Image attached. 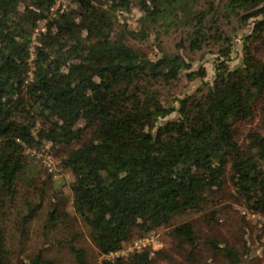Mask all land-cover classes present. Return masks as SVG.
Returning a JSON list of instances; mask_svg holds the SVG:
<instances>
[{"label":"trees","instance_id":"obj_1","mask_svg":"<svg viewBox=\"0 0 264 264\" xmlns=\"http://www.w3.org/2000/svg\"><path fill=\"white\" fill-rule=\"evenodd\" d=\"M57 2L0 0V264H13L9 240L25 245L42 208L29 205L15 228H6L7 198L21 183L34 187L40 151L59 156L72 178L70 197L65 184L56 186L60 196L46 227L60 218L81 222L101 255L171 227L175 249L190 246V261L199 246L196 223L175 219L206 210L204 221L219 224L232 208L215 206L228 184L247 210L264 217V0H206L207 7L200 0H72L51 17ZM134 4L143 12L138 31L119 25L116 16ZM250 23L242 62L233 68L226 27L237 31ZM146 25L186 29L191 51L217 47L214 81L167 99L162 87L184 76L205 78L206 70H193L181 53L153 59L131 44L130 38H148ZM46 181H55L52 173ZM70 198L74 215L65 210ZM248 219L242 211L240 220ZM71 232L66 240L77 264H91L76 245L80 233ZM208 242L212 258L226 264H241L250 252ZM164 262L184 264L151 247L103 260ZM20 264L53 262L39 250Z\"/></svg>","mask_w":264,"mask_h":264},{"label":"rangeland","instance_id":"obj_2","mask_svg":"<svg viewBox=\"0 0 264 264\" xmlns=\"http://www.w3.org/2000/svg\"><path fill=\"white\" fill-rule=\"evenodd\" d=\"M214 2L222 3L224 0H214ZM72 0H58L56 5L51 9L50 15L55 16L66 6H72ZM201 7H207L206 0H200ZM119 25H126L133 30H140L142 28V16L138 5H133L131 9L118 10L116 12ZM45 25V21H41L36 29L33 39L40 33V29ZM233 25L226 27L229 34L233 36L232 47V61L231 67H236L241 64L243 58V36L249 32L252 23L245 26L243 29L237 31L232 30ZM148 38L134 39L130 38V43L136 45L138 48L146 52L151 58L156 59L164 52L167 53H181L191 63L193 70L205 68V78H195L189 80L185 76L180 80L174 82L170 86L162 87L165 97L169 100L183 97L187 94L193 93L196 89L204 86V83H212L216 75V62L218 58V48L209 44L202 50L191 51L188 49V42L185 41L187 30L184 28H172L166 31L165 27L160 25L151 26L146 25ZM34 47L32 48V51ZM34 57V54L32 55ZM177 105V102L175 103ZM177 117L174 112L168 118ZM244 137V136H243ZM46 150L50 148L48 144ZM35 151H33L34 153ZM29 153V151H28ZM37 155V162L33 165L36 172L37 179L32 189L23 183L16 195L7 198V217L5 220L6 228H15L17 218L20 213L27 209L29 205L42 203V208L33 219L30 226V237L27 239L25 245L19 246L16 239L9 240V248L12 252V263L20 264L21 261L27 262L28 258L39 250L43 251L46 259L51 260L53 264H77L75 254L71 251L67 240L72 238V230L76 229L80 233L76 240V245L84 247L88 260L91 264H103L104 258L110 259L117 256H128L136 250L143 249L141 244L147 243L145 238L137 237L133 241L125 244L118 253L110 255H101L92 240L88 236L87 228L76 220L64 221L63 218L49 227H46L54 200H58L57 196L60 194L56 189L58 184H65L62 186L64 194L71 196L70 182L71 175L65 172L60 167L61 158L54 153H47L40 151L35 153ZM48 173H52L55 181L48 182ZM44 190V191H43ZM232 185L228 184L224 192L216 197V207L219 205H231V210L228 211L219 224L208 225L204 221V214L206 210L194 211L184 214L175 219L176 223L183 221H194L196 223V231L198 234L199 246L192 252L193 259L187 260L190 252V246L186 245L183 249H175L176 239L172 236L171 227L161 228L147 235L149 240L156 244V250L165 248L171 252L177 260L183 261L184 264H200L207 262L208 264H226L221 256L212 258L213 250L208 240L213 239L220 243V246H229L237 249L240 253H244L246 249L250 251L249 254L241 256V264H264V225L258 220L248 219L249 223H243L240 220L242 211L246 206L236 199ZM213 204L209 207L211 209ZM65 210L74 215L73 200L70 198ZM68 228V229H67ZM153 250V249H152ZM165 264V262L163 263Z\"/></svg>","mask_w":264,"mask_h":264},{"label":"built area","instance_id":"obj_3","mask_svg":"<svg viewBox=\"0 0 264 264\" xmlns=\"http://www.w3.org/2000/svg\"><path fill=\"white\" fill-rule=\"evenodd\" d=\"M243 214L246 215L249 219L258 220L262 225H264V217L261 216L259 213L244 209ZM144 241H146L147 243L141 244V246L139 247H142V248L151 247L153 250L157 249L156 244H154L153 240L150 241L149 237H146Z\"/></svg>","mask_w":264,"mask_h":264}]
</instances>
